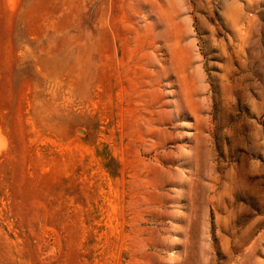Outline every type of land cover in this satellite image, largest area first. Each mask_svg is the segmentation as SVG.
Returning a JSON list of instances; mask_svg holds the SVG:
<instances>
[{
	"label": "rangeland",
	"instance_id": "rangeland-1",
	"mask_svg": "<svg viewBox=\"0 0 264 264\" xmlns=\"http://www.w3.org/2000/svg\"><path fill=\"white\" fill-rule=\"evenodd\" d=\"M0 264H264V0H0Z\"/></svg>",
	"mask_w": 264,
	"mask_h": 264
}]
</instances>
